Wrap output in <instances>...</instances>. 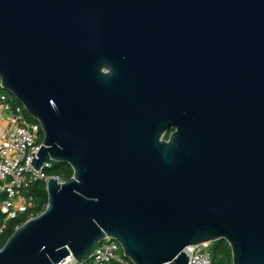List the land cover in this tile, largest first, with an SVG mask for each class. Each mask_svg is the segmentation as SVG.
I'll use <instances>...</instances> for the list:
<instances>
[{
  "label": "water",
  "instance_id": "95a60500",
  "mask_svg": "<svg viewBox=\"0 0 264 264\" xmlns=\"http://www.w3.org/2000/svg\"><path fill=\"white\" fill-rule=\"evenodd\" d=\"M0 80L41 125L30 164L74 171L0 264L106 237L134 264L217 240L264 264V0H0Z\"/></svg>",
  "mask_w": 264,
  "mask_h": 264
},
{
  "label": "built area",
  "instance_id": "2783aa9c",
  "mask_svg": "<svg viewBox=\"0 0 264 264\" xmlns=\"http://www.w3.org/2000/svg\"><path fill=\"white\" fill-rule=\"evenodd\" d=\"M5 111L13 113L15 125L0 135V196H4L0 209L7 215V219H12L20 213L28 212L33 206V196H25L24 190L38 181L46 184L50 178L57 176L46 171L52 168L55 161L45 162L39 170L30 164L42 143L39 140L41 125L26 117L24 105L15 103L10 98V94L2 88L0 80V113ZM33 217L32 215L27 220ZM209 244L210 242H205L186 247L189 264H212ZM113 261L119 264L132 262L125 256L119 241L106 237L82 260L77 261L73 255H69L58 264H110Z\"/></svg>",
  "mask_w": 264,
  "mask_h": 264
},
{
  "label": "trees",
  "instance_id": "16d2710c",
  "mask_svg": "<svg viewBox=\"0 0 264 264\" xmlns=\"http://www.w3.org/2000/svg\"><path fill=\"white\" fill-rule=\"evenodd\" d=\"M15 103H21L17 98L10 95ZM26 117L33 122H37L27 112ZM43 139V132L39 134V140ZM48 174L59 177L62 181L70 179L73 174L71 165L63 162H54L52 168L46 170ZM25 196H33L34 202L32 208L28 212L20 213L16 218L7 219V215L0 209V249L3 248L7 240L15 232L16 228L21 226L30 216H36L43 212L48 203V193L44 181L36 182L32 187L23 191ZM4 196H0V205ZM209 252L212 257V264H233L232 250L225 240L213 241L209 244ZM110 264H118L113 261ZM131 264H134L131 262Z\"/></svg>",
  "mask_w": 264,
  "mask_h": 264
},
{
  "label": "crops",
  "instance_id": "0c3cea01",
  "mask_svg": "<svg viewBox=\"0 0 264 264\" xmlns=\"http://www.w3.org/2000/svg\"><path fill=\"white\" fill-rule=\"evenodd\" d=\"M13 96V95H12ZM15 125L14 115L12 112H3L0 113V135L3 131H7Z\"/></svg>",
  "mask_w": 264,
  "mask_h": 264
},
{
  "label": "flooded vegetation",
  "instance_id": "af4514ba",
  "mask_svg": "<svg viewBox=\"0 0 264 264\" xmlns=\"http://www.w3.org/2000/svg\"><path fill=\"white\" fill-rule=\"evenodd\" d=\"M173 130H174V128H172L171 131L165 135V138H166V139H169V136H170V134H171V132H172Z\"/></svg>",
  "mask_w": 264,
  "mask_h": 264
},
{
  "label": "rangeland",
  "instance_id": "374dc122",
  "mask_svg": "<svg viewBox=\"0 0 264 264\" xmlns=\"http://www.w3.org/2000/svg\"><path fill=\"white\" fill-rule=\"evenodd\" d=\"M6 91V90H5ZM8 92V91H7ZM9 93V92H8ZM11 95V93H9ZM119 264V263H118Z\"/></svg>",
  "mask_w": 264,
  "mask_h": 264
}]
</instances>
